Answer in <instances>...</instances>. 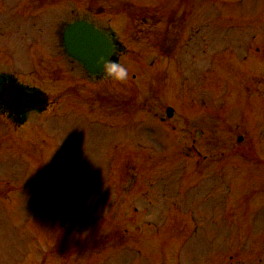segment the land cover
Returning <instances> with one entry per match:
<instances>
[{"label":"rangeland","instance_id":"rangeland-1","mask_svg":"<svg viewBox=\"0 0 264 264\" xmlns=\"http://www.w3.org/2000/svg\"><path fill=\"white\" fill-rule=\"evenodd\" d=\"M19 1L0 0V72L48 93L54 109L60 111H53L56 116L32 115L21 129L7 123L3 125L0 118V264H43V255L53 248L51 245L55 243L61 223L59 209L66 208L67 204L64 220L67 225L70 220L77 224L72 221V232L66 229L60 233L57 245L60 260L46 261V264H61L63 259L68 261L62 264H257L255 254L261 245L264 248V228L258 224H263V219L254 222L255 231L253 223L243 230L245 223L237 211L246 208L249 214L264 207V198L251 200L253 195H264L258 185L261 182L264 189V163L256 162L261 166L253 170V180L249 178L244 182L242 174L233 175L235 200L234 214L230 217V225H233L222 228L216 225L217 218L212 220L209 216L215 215L219 208L215 202L223 195L225 182L215 181L212 176L218 172V167L211 170L205 165L197 167L191 162H180V144L199 138L190 135V140L186 139L180 130L185 126L197 133L203 129L197 145L204 156L214 158H222L221 153L228 154L234 147L236 120L241 122L242 128L245 124L252 128L259 125L258 133L261 129L264 132V119H260L264 113L260 118L251 115L254 110L255 114L261 113L257 100L264 104L261 78H264V74L261 75L264 58L250 56L242 61L231 57L233 53L241 56L243 36L258 35L260 27L264 30V0H183L180 5L177 0H136L135 3L142 6L160 1L155 8L135 7L143 11L137 22L132 21L125 10L133 5L130 4L133 0H91L92 11L102 6L106 13L99 24L107 25L113 13L111 24L124 44V53L128 51L120 57L121 63L129 69L127 80L114 82L107 78L96 85L86 82L83 69L61 54L55 27H49L58 16L63 21L58 27L69 21L73 0H33L30 7L55 4L59 12L46 14L34 33L33 29H28L31 27L28 20L27 27L22 26L19 33H12L20 30L12 27L11 35L28 29L24 38L14 39L5 32L3 24L8 17V7ZM85 1L78 0L83 16L89 11ZM20 2L26 3V0ZM168 17L175 21L168 24ZM210 20H215L213 26L219 20L226 23L223 27L228 31V40L223 39L224 32L217 37L210 33ZM235 23L238 28L232 26ZM195 24L197 27L190 29ZM203 32L210 35L215 47L222 50L221 45L225 48L227 42L229 46L223 58L210 55L209 66L204 65L198 51ZM163 39L168 45L177 43L178 46L165 52L168 56L164 54L159 58L155 51L160 52L158 45ZM256 48H263V44L253 46L252 50L255 52ZM152 63L154 66H150ZM205 67L216 70L206 83L204 78L198 77ZM251 75L261 76L251 78ZM197 79L204 81L202 86L213 89L209 92L213 99L228 94L227 118L217 123L210 115H204L200 117L201 122L190 117L185 122L184 114L180 113L181 117L172 120L171 127H176V133L168 135L167 129L154 123V114L164 111L162 103L193 114L195 110L189 103L191 91L199 93L201 85ZM239 79L248 92L257 96L248 98L241 90ZM72 80H79V85L70 89ZM93 92L105 97L101 101L104 105L96 102L95 95L90 98ZM72 99H76L74 107L82 111L81 114L71 113ZM98 115L103 116L101 120L106 126L91 121ZM40 123L43 126H39ZM144 131L156 132L165 138L163 148L171 154L167 165L152 160L159 154L151 155L145 148L151 138L149 132L146 136L141 133ZM247 138L251 141L247 149L253 147L258 155L250 135ZM175 152L176 157H172ZM154 161H157L155 165ZM224 170L222 174H227L230 166ZM135 171L138 181L131 188L129 183ZM35 183L37 188L24 187V184ZM246 198L251 203L243 204ZM100 209L106 211L91 227L90 221ZM245 237L256 245L254 250L243 248ZM68 248L71 250L67 252ZM93 253L99 256L91 257ZM260 255L264 260V253Z\"/></svg>","mask_w":264,"mask_h":264},{"label":"water","instance_id":"water-1","mask_svg":"<svg viewBox=\"0 0 264 264\" xmlns=\"http://www.w3.org/2000/svg\"><path fill=\"white\" fill-rule=\"evenodd\" d=\"M78 28L81 32H78L77 35L75 33L66 34L67 46L71 48L73 54L79 55L81 60L87 62L89 70L99 73L102 70L99 61L101 59L108 61L112 54V46L103 35L96 34L83 26L75 27L74 30ZM82 31L86 34L84 37Z\"/></svg>","mask_w":264,"mask_h":264},{"label":"clouds","instance_id":"clouds-1","mask_svg":"<svg viewBox=\"0 0 264 264\" xmlns=\"http://www.w3.org/2000/svg\"><path fill=\"white\" fill-rule=\"evenodd\" d=\"M99 64L102 65V71L105 72L106 77L112 81L123 82L127 80L129 69L125 64L114 60L104 61L103 59L99 61Z\"/></svg>","mask_w":264,"mask_h":264}]
</instances>
